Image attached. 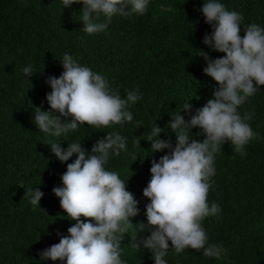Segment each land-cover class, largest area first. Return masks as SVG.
Wrapping results in <instances>:
<instances>
[{"label":"trees","instance_id":"1","mask_svg":"<svg viewBox=\"0 0 264 264\" xmlns=\"http://www.w3.org/2000/svg\"><path fill=\"white\" fill-rule=\"evenodd\" d=\"M220 2L243 15L241 36L243 27L251 23L264 28V0ZM203 3L150 0L144 15L113 16L104 31L89 35L80 20L82 4L63 8L62 0H0V264H66L41 260L39 255L59 243L61 235H69L67 229L75 223L52 189L63 186L61 176L76 154L61 163L49 144L60 143L67 149L69 143L80 142L91 151L99 139L114 131L126 138L127 151L110 155L105 168L126 182L140 210L121 242V259L125 264H154L149 251L132 247V237L139 241L150 235L145 207L150 201L143 189L151 179V162L168 150L151 152L146 137L156 124L166 128L170 115L187 101L195 114L218 87L203 72L207 63L199 55L201 49L212 59L225 55L203 43L204 35L212 31L199 11ZM97 22L106 18L100 14ZM64 53L104 75L122 97L139 89L143 96L129 108L131 123L104 129L80 125L59 137L39 131L33 119L35 108L53 112L46 100L51 92L46 79L62 74ZM28 65L33 66L30 77L22 71ZM238 111L241 115L255 112L248 123L259 139L245 147L246 156L236 153L230 143L215 155L216 174L208 202L218 203L222 211L203 221L209 242L222 244L228 256L218 260L205 257L202 251L186 249L176 254L170 248L167 264H264V86ZM181 115L190 119L183 111ZM136 121L142 122L140 128ZM165 131L167 135L162 132L160 138L170 139L174 147L175 133ZM199 132L193 128L190 138L193 134L203 140L204 136L196 135ZM136 137L141 139L140 146L133 143ZM36 188L44 195L40 207L33 208L30 190Z\"/></svg>","mask_w":264,"mask_h":264},{"label":"clouds","instance_id":"2","mask_svg":"<svg viewBox=\"0 0 264 264\" xmlns=\"http://www.w3.org/2000/svg\"><path fill=\"white\" fill-rule=\"evenodd\" d=\"M149 3L150 0H62L63 8L83 5L80 20L89 35L104 31L113 16L144 15ZM199 11L212 29L211 34L204 35L203 43L225 55L212 59L200 50L199 55L207 63L203 72L218 85L213 98L195 114L192 104L185 102L170 115L166 128L156 124L146 137L151 142V152L168 150L158 161L151 162V179L143 189V196L150 201L145 206L150 235L139 241L132 237V247L149 251L154 264H167L165 256L170 248L176 254L186 249L202 251L205 257L218 260L228 256L222 244L209 242L203 227L205 218L222 211L218 203L208 202L214 183L211 178L216 174L215 155L222 151V145L230 143L236 153L246 156L245 147L259 139L248 123L255 112L241 115L238 109L264 86V28L251 23L243 27L241 36L243 15L228 10L220 0H204ZM100 14L106 22H97ZM60 61L62 74L46 79L51 88L46 100L59 115L36 107L33 119L39 131L59 137L76 131L80 125L104 129L133 121L129 108L143 96L138 88L122 97L104 75L82 66L69 53H64ZM22 71L27 77L34 74L32 65ZM182 111L190 116L189 120L181 115ZM141 126L142 122L136 121V127ZM193 128H199L196 135L205 138L197 140L193 134L190 138ZM166 129L175 133L174 147L170 139L160 138L162 132L167 135ZM140 140L136 137L133 143L140 146ZM49 145L61 163L76 154L61 176L63 186L52 189L68 219L75 223L67 229L69 235H61L59 243L39 253L40 259L66 264H125L121 242L134 226L131 218L139 214V202L119 174L106 170L105 165L110 155L127 151L126 138L119 132H108L91 151L80 142L69 143L67 149L60 143ZM133 159L137 160L135 156ZM30 191V204L40 207L44 193L39 188ZM141 225V231L145 230Z\"/></svg>","mask_w":264,"mask_h":264}]
</instances>
